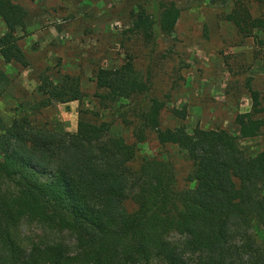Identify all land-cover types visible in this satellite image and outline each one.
<instances>
[{
    "label": "trees",
    "instance_id": "trees-1",
    "mask_svg": "<svg viewBox=\"0 0 264 264\" xmlns=\"http://www.w3.org/2000/svg\"><path fill=\"white\" fill-rule=\"evenodd\" d=\"M131 3L130 30L145 38L174 31L180 13L174 2L151 12ZM26 16L21 4L0 0L4 62L28 65L18 44ZM226 19L245 35L264 28V18L245 6ZM94 80L110 119L80 116L74 132L36 119L53 101L82 98L79 77L66 73L58 82L40 78L41 98L28 103L29 112L9 122L0 117V264H264V151L250 155L238 143L264 126L255 117L263 111L261 93L249 89L251 110L235 116L237 135L199 126L189 132L162 127L165 101L149 94L132 59L99 67ZM0 81H9L1 68ZM171 112L184 119L187 111ZM112 115L131 127L132 141L111 132ZM150 135L186 153L194 186L179 187L169 157L141 153L139 144ZM24 221L37 223L40 235L22 234Z\"/></svg>",
    "mask_w": 264,
    "mask_h": 264
},
{
    "label": "rangeland",
    "instance_id": "rangeland-1",
    "mask_svg": "<svg viewBox=\"0 0 264 264\" xmlns=\"http://www.w3.org/2000/svg\"><path fill=\"white\" fill-rule=\"evenodd\" d=\"M13 1L27 10L26 33L18 31L22 35L18 44L28 65L4 62L0 56V68L9 79L0 81V117L6 122L29 112L28 103L41 98L37 91L41 77L58 82L65 73L79 77L82 98L53 101L35 114L36 119L69 132L76 130L80 116L94 122L110 119L111 109L99 106L97 93L104 90L96 87L94 75L99 67H117L128 58L148 80L149 94L165 101L160 113L162 127L183 125L189 132L196 126L224 128L237 135L235 116L251 110L250 88L261 93L263 111L255 117L264 119V28H253L245 35L226 19L235 6H245L252 17L264 18V0H227L224 4L136 0L147 12L160 2L170 1L180 10L171 34L151 38L130 30L127 7L133 0ZM4 31L0 18V35ZM182 107L186 117H174L172 109ZM112 119L111 132L132 141L131 127L123 125L117 116L112 115ZM238 143L250 155L264 151V126L256 136L240 138ZM139 148L149 157H169L179 187L194 186L188 181L191 162L176 145H159L150 135ZM21 231L32 236L41 233L37 223L27 221ZM259 233L264 235V231Z\"/></svg>",
    "mask_w": 264,
    "mask_h": 264
}]
</instances>
